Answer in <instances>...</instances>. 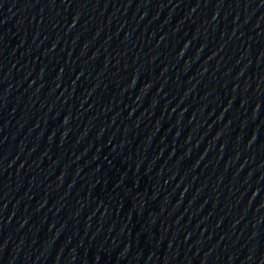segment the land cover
<instances>
[{
  "label": "water",
  "instance_id": "obj_1",
  "mask_svg": "<svg viewBox=\"0 0 264 264\" xmlns=\"http://www.w3.org/2000/svg\"><path fill=\"white\" fill-rule=\"evenodd\" d=\"M0 264H264V0H0Z\"/></svg>",
  "mask_w": 264,
  "mask_h": 264
}]
</instances>
